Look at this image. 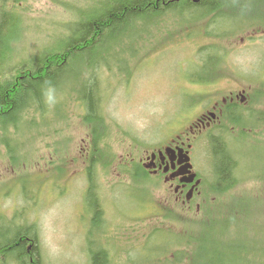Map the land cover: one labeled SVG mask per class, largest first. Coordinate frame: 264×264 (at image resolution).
<instances>
[{
	"label": "rangeland",
	"instance_id": "rangeland-1",
	"mask_svg": "<svg viewBox=\"0 0 264 264\" xmlns=\"http://www.w3.org/2000/svg\"><path fill=\"white\" fill-rule=\"evenodd\" d=\"M92 1L0 0V25H8L11 39L6 68L32 61L67 38L77 20L69 4L81 8ZM240 1L230 0L226 12L199 19L155 20L148 33L130 38L125 51L118 49L125 52L116 55L121 62L98 70L107 127L99 147L111 151L115 164L114 171L100 173L103 222L92 239L93 249L110 251L116 264H154L157 258L161 264H187L192 249L205 247L202 235L218 248L229 240L264 250V0ZM86 80L83 75L78 83L68 81L46 99V110L30 111V123L0 133V217L36 226L44 264H91L86 169L93 133L79 99ZM228 80L249 91L243 108L256 113L253 126L228 125L216 134L233 157L229 184L216 185L211 142L205 140L194 146L203 185L190 205L178 202L162 177L130 179L131 164L186 132L203 106L228 92L217 95ZM211 224L217 226L214 234L206 228ZM228 225V235L221 236ZM225 256V264H264L256 254L252 263L238 251Z\"/></svg>",
	"mask_w": 264,
	"mask_h": 264
},
{
	"label": "trees",
	"instance_id": "trees-1",
	"mask_svg": "<svg viewBox=\"0 0 264 264\" xmlns=\"http://www.w3.org/2000/svg\"><path fill=\"white\" fill-rule=\"evenodd\" d=\"M252 1L256 0H241L240 4ZM231 5L233 4L230 0H94L88 6L81 8L75 4H69V9L77 13V20L75 24L67 28L69 32L67 38L56 42L38 58L17 66H10V68H6L10 62L11 39L6 35L9 29L6 28L8 25H0V133L7 134L11 128L17 129L21 125L30 123L28 116L31 110H46L45 101L53 92L56 94L59 89L61 91L63 86L69 83L68 81L70 84H72L71 81L78 83L83 75H87V80L81 87V91L79 90V99L86 112L85 121L91 125L93 133L92 151L88 158L89 166L86 169L89 181L86 201L89 211L93 213L92 230L88 237L89 245L92 246V250L88 251L91 264H116L110 251L103 247L98 250L93 249L95 246L92 239L94 232L99 231L103 222L97 196L100 177H102L100 173L108 174L107 171H114L115 164L111 151L99 147L100 142L107 140L104 134L107 127L101 110L98 70L103 66L110 67L111 63L121 62L122 57L117 58L116 55L123 52L118 49L125 51L130 38L140 34L139 40L144 33H148L150 24L155 20L180 16L190 21L209 14H221L226 12V8H232ZM196 14L199 15L195 16ZM226 14L224 13L221 17ZM218 29L222 30L220 27ZM213 61L214 59L207 62L210 71H213ZM251 115L241 120V126H251L256 122V114ZM222 143L215 138L210 144L218 187L229 184L234 167L231 159L233 157L229 155L226 146ZM108 166H112L111 170ZM131 166L132 169L127 171L130 179L143 183L151 178L140 161L138 164L132 163ZM229 219H235V217L232 216ZM213 226L211 224L206 228L214 234L217 226L214 228ZM227 227L220 232L221 236L228 235L226 231L231 228L229 225ZM36 230L34 224H25L22 220L18 223L16 219L0 217V264H8L11 261L12 264H44ZM199 240L205 247L200 246L198 252L194 253L190 244L192 251L186 255L187 264H207L210 256L215 257L210 264H225V252L232 251L244 253L246 255L244 261H250V263L254 262L251 260H255L253 254L264 258V250L259 247L255 252L253 248L250 247V250H247V246L242 247L239 243L233 245L235 241L228 240L226 243H220L216 240L219 245H224L223 248H218L215 245L211 246L204 235ZM183 257H185L184 254L178 261ZM134 263L136 264L135 261ZM153 263L163 262L157 258Z\"/></svg>",
	"mask_w": 264,
	"mask_h": 264
},
{
	"label": "flooded vegetation",
	"instance_id": "flooded-vegetation-1",
	"mask_svg": "<svg viewBox=\"0 0 264 264\" xmlns=\"http://www.w3.org/2000/svg\"><path fill=\"white\" fill-rule=\"evenodd\" d=\"M253 81L256 82V80ZM233 83V81L228 80V83L223 87L225 89L217 90L218 96L228 92L213 105L208 103V105L203 106L188 122L186 132L172 136L161 147H157L141 159L144 169L150 175L162 177L165 183H169L174 190L176 200L184 206L190 205L194 198L200 194V188L203 184V179L200 177L195 164V142L197 140L212 142L216 138V134H223L222 131L228 128V125H230L231 130H235L237 126H241L242 118L251 117L252 113L256 114L254 111L248 112L243 108V104L248 102L249 91L244 87L236 88ZM211 100L214 99L211 98ZM239 129L244 130L243 128ZM187 159L193 166L190 169L191 174H196L192 183H187L189 175L178 176V173L186 167ZM187 173H189L188 170ZM198 181H200L199 185H197Z\"/></svg>",
	"mask_w": 264,
	"mask_h": 264
},
{
	"label": "water",
	"instance_id": "water-1",
	"mask_svg": "<svg viewBox=\"0 0 264 264\" xmlns=\"http://www.w3.org/2000/svg\"><path fill=\"white\" fill-rule=\"evenodd\" d=\"M188 161V159L186 160ZM148 168H150L149 166H147ZM187 168L188 169H191L192 166L190 164H188L183 170H181L178 174H181V175H184L187 173ZM194 178V175L190 178L191 180Z\"/></svg>",
	"mask_w": 264,
	"mask_h": 264
},
{
	"label": "bare ground",
	"instance_id": "bare-ground-1",
	"mask_svg": "<svg viewBox=\"0 0 264 264\" xmlns=\"http://www.w3.org/2000/svg\"><path fill=\"white\" fill-rule=\"evenodd\" d=\"M5 87V86H4Z\"/></svg>",
	"mask_w": 264,
	"mask_h": 264
}]
</instances>
